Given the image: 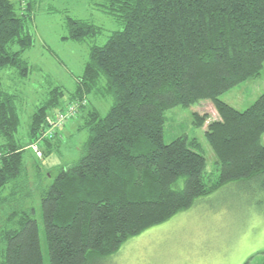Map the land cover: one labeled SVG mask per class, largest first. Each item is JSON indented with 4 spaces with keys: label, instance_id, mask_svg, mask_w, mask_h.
<instances>
[{
    "label": "trees",
    "instance_id": "16d2710c",
    "mask_svg": "<svg viewBox=\"0 0 264 264\" xmlns=\"http://www.w3.org/2000/svg\"><path fill=\"white\" fill-rule=\"evenodd\" d=\"M94 3L122 29L103 45L88 47L68 97L61 85L48 89L31 115L25 144L17 139V96L0 90V264H44L34 209L23 193L32 189L24 152L36 158L38 182L47 178L41 174L45 158L60 145L67 122L78 117V130L87 132L80 156L60 167L40 195L49 264H103L131 237L228 185L255 184L264 192V93L243 111L220 99L261 73L264 0ZM40 4L0 0V72L10 70L22 80L31 75L23 54L34 45L32 24ZM65 27L63 39L75 43L92 42L102 31L71 17ZM90 96L112 98L105 115L91 106ZM203 100L212 102L219 117L205 132L216 157L214 179L195 138L163 141L166 112ZM68 105H76V115L44 138L48 120ZM193 119L201 127L208 116L195 113ZM37 141L40 158L30 149ZM261 255L264 264V251Z\"/></svg>",
    "mask_w": 264,
    "mask_h": 264
},
{
    "label": "rangeland",
    "instance_id": "374dc122",
    "mask_svg": "<svg viewBox=\"0 0 264 264\" xmlns=\"http://www.w3.org/2000/svg\"><path fill=\"white\" fill-rule=\"evenodd\" d=\"M66 17L88 21L100 27L102 31L92 42L75 43L64 40L67 35ZM121 29L122 24L114 17L102 13L94 0H41L40 11L32 24L34 45L23 54L30 64L31 75L22 80L13 77L10 70L0 72V90L17 96L16 105L21 118L17 139L21 144L28 140L31 115L46 98L48 89L52 85H61L68 97V94L75 90L76 78L83 72L88 47L91 44L103 45L112 32ZM262 93L264 63L257 78L241 83L222 94L220 99L234 109L243 111ZM91 100V106L102 116L113 103L111 97H91ZM195 113L208 116V120L201 127H195L193 124ZM165 116L164 143H170L183 135L190 139L195 138L206 160L207 175L211 179L216 178V157L205 138L208 124L219 118L212 102L203 100L190 107L177 106L168 110ZM81 125V117L67 122L60 135V145L43 162L41 174L47 178L39 182L36 177L38 171L33 166L36 158L31 151L24 152L32 189H29V185L27 192L23 193H28L27 205L34 209L33 218L38 225L44 264H49V259L40 208L41 191L53 182L60 167L69 166L79 158V149L87 139V132L78 130ZM261 143L264 145V134ZM51 162H54V165ZM179 187H182V182ZM263 251L264 192L255 184L247 188L236 184L197 199L190 209L131 237L115 254L102 262L244 264L251 258L249 264H261Z\"/></svg>",
    "mask_w": 264,
    "mask_h": 264
},
{
    "label": "built area",
    "instance_id": "2783aa9c",
    "mask_svg": "<svg viewBox=\"0 0 264 264\" xmlns=\"http://www.w3.org/2000/svg\"><path fill=\"white\" fill-rule=\"evenodd\" d=\"M76 105H68L64 111H56L53 118L48 120V128L45 130L43 137L46 139L52 138L56 129L61 128L68 120L76 115ZM30 149L36 154L37 157H41L42 152L40 150L39 141L30 145Z\"/></svg>",
    "mask_w": 264,
    "mask_h": 264
},
{
    "label": "crops",
    "instance_id": "0c3cea01",
    "mask_svg": "<svg viewBox=\"0 0 264 264\" xmlns=\"http://www.w3.org/2000/svg\"><path fill=\"white\" fill-rule=\"evenodd\" d=\"M65 127H66V126H65ZM65 127H64V128H65ZM64 128H63V129H64ZM63 129H62V130H63ZM62 130H61V132H62ZM51 164L54 165V162H51Z\"/></svg>",
    "mask_w": 264,
    "mask_h": 264
}]
</instances>
